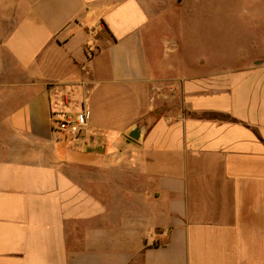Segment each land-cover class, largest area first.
<instances>
[{"label": "crops", "instance_id": "1", "mask_svg": "<svg viewBox=\"0 0 264 264\" xmlns=\"http://www.w3.org/2000/svg\"><path fill=\"white\" fill-rule=\"evenodd\" d=\"M188 7L0 0V264H264V61Z\"/></svg>", "mask_w": 264, "mask_h": 264}, {"label": "rangeland", "instance_id": "2", "mask_svg": "<svg viewBox=\"0 0 264 264\" xmlns=\"http://www.w3.org/2000/svg\"><path fill=\"white\" fill-rule=\"evenodd\" d=\"M187 0L189 15L219 20L222 50L264 61V0Z\"/></svg>", "mask_w": 264, "mask_h": 264}, {"label": "built area", "instance_id": "3", "mask_svg": "<svg viewBox=\"0 0 264 264\" xmlns=\"http://www.w3.org/2000/svg\"><path fill=\"white\" fill-rule=\"evenodd\" d=\"M88 116V110L80 108L73 116L61 115L59 118L52 120L55 129L64 132L69 138L77 139L86 130Z\"/></svg>", "mask_w": 264, "mask_h": 264}]
</instances>
